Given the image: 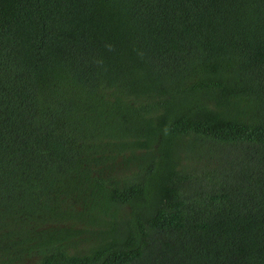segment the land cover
Returning <instances> with one entry per match:
<instances>
[{
	"label": "trees",
	"instance_id": "trees-1",
	"mask_svg": "<svg viewBox=\"0 0 264 264\" xmlns=\"http://www.w3.org/2000/svg\"><path fill=\"white\" fill-rule=\"evenodd\" d=\"M0 264H264V0H0Z\"/></svg>",
	"mask_w": 264,
	"mask_h": 264
}]
</instances>
